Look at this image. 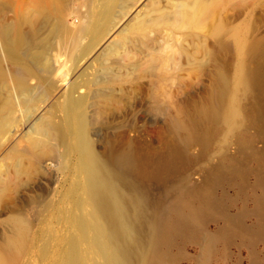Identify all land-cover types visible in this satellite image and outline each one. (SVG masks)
<instances>
[{
    "label": "rangeland",
    "instance_id": "374dc122",
    "mask_svg": "<svg viewBox=\"0 0 264 264\" xmlns=\"http://www.w3.org/2000/svg\"><path fill=\"white\" fill-rule=\"evenodd\" d=\"M87 2L72 0L64 14L66 26L76 28L89 9L93 15L100 11L99 0ZM179 3L117 0L101 38L77 67L66 54L54 57V51L48 52L47 70H36V78L26 83L33 96L49 88L45 101L49 107L35 119L49 114L54 123L59 122L63 95L70 83L77 84L74 95H86L84 110L95 147L139 186L157 228L195 217L185 230L159 244L151 264H264V85L243 101L248 113L233 132H228L221 114L209 125L190 121L192 132L180 128L178 119L193 118L180 109L189 111L191 104L200 102L221 71L231 75L235 54L225 32L230 49L219 65L209 64L202 44L212 38L180 26ZM263 6L264 0H259L242 13L217 8L212 16L214 20L238 16L233 27L241 30L257 21L255 34L264 41ZM160 14L165 21L154 23ZM121 17L126 23L114 27ZM131 46L133 55L117 54ZM66 73L68 80L62 81ZM109 99L113 109L102 111ZM213 104L222 112V103L214 98ZM35 115L25 113L20 124ZM12 140L6 136L0 141V162ZM24 144L23 138L21 147ZM52 146L36 180L22 183L14 202L0 212V244L12 232V211H18L26 224L22 251L14 264H58L71 232L70 212H79L73 206L81 191L72 190L78 179L72 138L62 133ZM134 154L145 158L148 167L143 175L133 170ZM163 157L169 160L161 164Z\"/></svg>",
    "mask_w": 264,
    "mask_h": 264
},
{
    "label": "bare ground",
    "instance_id": "6f19581e",
    "mask_svg": "<svg viewBox=\"0 0 264 264\" xmlns=\"http://www.w3.org/2000/svg\"><path fill=\"white\" fill-rule=\"evenodd\" d=\"M87 1L88 4L92 2ZM99 1L100 11L93 15L89 9L81 14L80 24L70 28L64 22V14L70 9L72 0H22L20 3L0 0V141L6 136L13 138L5 160L0 162V212L14 202V193L22 183L36 180L40 163L53 152L52 143L62 133L68 134L77 154L78 179L72 190L81 191V196L73 204L79 212L69 211L71 232L65 239L58 264H151L159 244L167 243L174 233L185 230L195 217H183L176 226L168 224L157 228L149 216L147 197L139 186L126 175V170L125 174L117 169L95 147L84 110L86 95H74L77 84L70 83L68 92L63 95L60 103L63 117L57 123L49 114L35 119L39 112L49 107L45 104L49 88L36 96L26 89V83L36 78V70H47L50 63L48 52L54 51V57L66 54L77 67L79 60L94 48L117 2ZM176 1L181 2L177 4L176 13L180 26L192 27L212 38L211 42L202 44L209 64L219 65L221 57L229 51L225 32L235 54L232 74L221 71L213 78L209 93L200 102L191 104L189 111L180 109L183 115L191 112L193 118L178 119L177 125L192 132L190 121L209 125L221 114L231 133L247 116L243 101L264 85V41L262 36L255 34L257 21L241 30L233 27L238 16L236 19L214 20L212 14L217 8L242 13L259 0ZM153 21H165V15L160 14ZM125 23V18L121 17L114 27ZM86 37L88 40L82 44ZM49 38H52L51 43ZM132 46L117 54L123 58L133 55ZM75 51L78 54L72 53ZM27 58L36 64L37 69L28 63ZM203 70L200 69L201 73ZM68 75L64 74L62 81L68 80ZM214 98L223 104L222 112L214 107ZM113 103L112 99L105 101L102 111L112 110ZM30 112L36 113L33 119L20 124L23 115ZM23 138L25 144L21 147ZM168 160L169 157H163L160 162ZM133 163L134 172L141 175L146 172L148 166L144 157L134 154ZM18 216V211L11 212L13 229L0 244V264H14L22 251L26 224Z\"/></svg>",
    "mask_w": 264,
    "mask_h": 264
}]
</instances>
